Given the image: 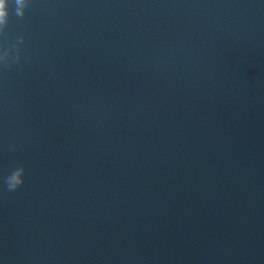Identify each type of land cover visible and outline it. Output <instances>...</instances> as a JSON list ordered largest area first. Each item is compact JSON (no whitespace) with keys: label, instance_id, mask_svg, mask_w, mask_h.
<instances>
[{"label":"water","instance_id":"95a60500","mask_svg":"<svg viewBox=\"0 0 264 264\" xmlns=\"http://www.w3.org/2000/svg\"><path fill=\"white\" fill-rule=\"evenodd\" d=\"M9 13L0 264H264V0Z\"/></svg>","mask_w":264,"mask_h":264},{"label":"clouds","instance_id":"9594fccd","mask_svg":"<svg viewBox=\"0 0 264 264\" xmlns=\"http://www.w3.org/2000/svg\"><path fill=\"white\" fill-rule=\"evenodd\" d=\"M9 3L10 0H0V35H3L8 27L10 15ZM11 3L15 5V15L23 18L25 15V10L29 6V0H11ZM20 40L22 41L23 37H21ZM9 55L10 50L4 51L2 54H0V61L4 63L5 67L8 66L7 62ZM19 59V54H17L15 60L19 61ZM24 173V167H17L5 178V184L7 185V189L9 191H15L24 184Z\"/></svg>","mask_w":264,"mask_h":264}]
</instances>
